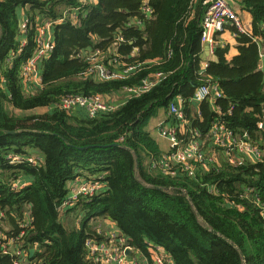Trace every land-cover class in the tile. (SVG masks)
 I'll return each instance as SVG.
<instances>
[{
  "label": "trees",
  "instance_id": "1",
  "mask_svg": "<svg viewBox=\"0 0 264 264\" xmlns=\"http://www.w3.org/2000/svg\"><path fill=\"white\" fill-rule=\"evenodd\" d=\"M207 1L0 0V231L29 264H93L85 242L97 238L91 223L98 219L115 224L150 264L156 247L175 264H264V157L242 160L236 153L231 164L225 149L210 148L212 128L223 125L264 155V0L234 1L251 16V33L227 25L223 33L235 36L236 55L218 44V62L205 67ZM71 8L81 9L78 20L53 27L52 52L40 63L41 87L33 91L23 68L39 51L40 29ZM97 53L115 78H95ZM145 81L153 84L147 92L128 94ZM203 85L221 97L195 104ZM75 96L122 104L94 118L57 107ZM177 97L187 129L199 134L203 152L218 157L208 170L193 162L192 172L178 166L167 176L150 164L173 152H163L148 127L159 111L168 115ZM43 108L46 113L35 112ZM78 179L104 190L61 211ZM13 182L26 186L14 189ZM69 215L78 219L73 227ZM19 259L0 247V264Z\"/></svg>",
  "mask_w": 264,
  "mask_h": 264
},
{
  "label": "built area",
  "instance_id": "2",
  "mask_svg": "<svg viewBox=\"0 0 264 264\" xmlns=\"http://www.w3.org/2000/svg\"><path fill=\"white\" fill-rule=\"evenodd\" d=\"M97 0H80L84 4L96 3ZM235 0H208L206 2V12L202 23L201 42L205 46H209L211 53L214 54L218 41L216 37L222 33L225 27L229 24H234L239 31L247 33L243 19L239 16L234 8ZM79 8H71L64 11L63 16L57 21H47L40 29V34L37 39L38 53L32 58L23 68V78L25 85H32L33 91L41 87V61L48 57L52 52L53 27L64 23L66 20L76 22L78 20L77 12ZM145 13L150 14V10L145 8ZM26 24L23 33L26 34ZM26 45V41L22 42L21 47ZM224 46V45H223ZM264 54L262 55V58ZM91 72L95 74V78L101 80H110L115 78L109 71L100 63L98 53L92 60ZM209 64L204 63L205 67ZM153 84L145 81L139 88L129 89V95L140 96L147 92ZM211 94L220 98L221 94L216 87L203 85L195 93L193 102L201 104L205 102ZM123 95V94H122ZM125 97V96H124ZM127 99V97H125ZM183 100L177 97L169 107L168 117L173 123L167 120L160 122L157 126V131L160 137L167 140L169 150L165 153L173 152L169 157H165L162 162H152L150 166L153 171H161L164 175H175L174 167L183 166L186 171L192 172V163H199L204 170H208L209 164L217 161L216 154L203 152L200 142L197 140L199 134L195 133L190 128L187 129L188 121L185 119L182 110ZM120 104L106 102L103 97L96 96L86 98L84 96L67 97L57 104V107L66 112L74 113L76 110H83L90 118L96 117L100 113L115 110ZM262 127V125H261ZM177 129H180L181 135L186 136L185 139H180ZM210 142L213 146L210 148H223L226 150V157L231 164H236L238 161L233 154H240L241 159H251L254 161L263 160V152L255 146L239 141L234 134L227 130L223 125H215L210 132ZM12 158V157H11ZM22 158L13 157L12 163L22 162ZM29 162L38 164L37 158L28 159ZM33 161V162H32ZM209 162V164L207 163ZM101 178H103L101 176ZM14 189H22L26 185L20 183H12ZM72 185V193L70 197L62 204L61 211L66 210L72 205L80 201V198L91 200L104 190V185L93 181H83L78 179ZM4 218V214H0V219ZM108 221V220H107ZM109 226L104 223L94 227L97 238H90L85 242L87 258L93 264H150L148 258L139 250L132 248L126 241L121 230L113 223L108 221ZM26 229L28 224H23ZM24 232L21 234V238ZM0 247L3 254L16 255L20 259L15 264H29L26 259V254L22 250H14V240L9 239L2 231H0ZM127 252H130L128 254ZM152 252V264H175L174 261L167 256V253L161 247H156Z\"/></svg>",
  "mask_w": 264,
  "mask_h": 264
},
{
  "label": "crops",
  "instance_id": "3",
  "mask_svg": "<svg viewBox=\"0 0 264 264\" xmlns=\"http://www.w3.org/2000/svg\"><path fill=\"white\" fill-rule=\"evenodd\" d=\"M234 8L236 9V11L238 12L239 16L243 19V22H244V25H245V29L248 33H251V23H252V19H251V16L246 13V12H243L240 8H237L234 6ZM247 27L250 29V30H247ZM224 32V31H223ZM221 33V35L218 37V44L219 45H229L232 47V50H231V54H230V58L234 57L236 55V50H235V47H236V40H235V36L229 32H225V33ZM206 47V46H205ZM205 50V48H204ZM264 54V48H263V53L262 55ZM215 56V53L212 54ZM262 68V67H261ZM119 97L117 96V99ZM116 99V100H117ZM125 97H123V102H125ZM119 100V99H118ZM116 104H122V102H119L116 103ZM164 120H167L168 122V115L165 114V111L161 110L157 113V116L154 118V121L152 122V130L150 128V125L151 123L149 124V127H148V131L152 134V136H154V138L158 141V144L160 142L164 143L165 145L169 146L167 140L163 139L162 137H160V135L158 134V131H157V126L160 122H165ZM166 123V122H165ZM169 150V149H168ZM163 152H167V151H163ZM217 155V154H216ZM218 157V155H217ZM104 223L105 225L109 226V223L107 220L105 219H98L97 221H95L94 223ZM94 223H91V225L94 226Z\"/></svg>",
  "mask_w": 264,
  "mask_h": 264
},
{
  "label": "rangeland",
  "instance_id": "4",
  "mask_svg": "<svg viewBox=\"0 0 264 264\" xmlns=\"http://www.w3.org/2000/svg\"><path fill=\"white\" fill-rule=\"evenodd\" d=\"M247 30H250L248 27H247ZM119 98V100H123V95L122 94H118L117 95ZM36 113H46L47 112V108H43V109H40V110H36L35 111ZM17 113H20V112H17ZM33 112H30L29 114H32ZM154 121V118H152L151 119V125H150V128H151V130H152V122ZM159 146L161 147V149L163 150V151H168V149H169V146H167V145H165L164 143H162V142H160L159 143ZM32 159V158H31ZM33 162V161H32ZM37 165V164H36ZM78 219H76V217L74 218L72 215H69L68 217H67V221H68V225L69 226H75L77 223H78V221H77ZM100 224H102L101 222H97V223H94V227H98V225H100Z\"/></svg>",
  "mask_w": 264,
  "mask_h": 264
},
{
  "label": "water",
  "instance_id": "5",
  "mask_svg": "<svg viewBox=\"0 0 264 264\" xmlns=\"http://www.w3.org/2000/svg\"><path fill=\"white\" fill-rule=\"evenodd\" d=\"M202 60L209 64L210 62H218V58L214 55H212L210 47L206 46L205 50L201 56ZM262 72L264 73V57L262 58V68H261ZM262 129L264 130V123L262 124ZM35 250H31L30 255L31 257L34 255ZM128 254H130V252H127Z\"/></svg>",
  "mask_w": 264,
  "mask_h": 264
}]
</instances>
